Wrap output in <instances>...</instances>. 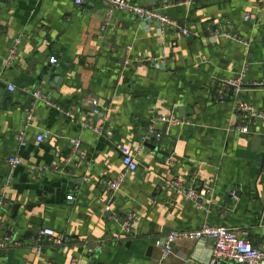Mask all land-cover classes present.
I'll return each mask as SVG.
<instances>
[{
  "label": "crops",
  "instance_id": "1",
  "mask_svg": "<svg viewBox=\"0 0 264 264\" xmlns=\"http://www.w3.org/2000/svg\"><path fill=\"white\" fill-rule=\"evenodd\" d=\"M129 1L159 10L187 34L162 31L123 10L109 15L100 0H0V240L10 234L19 242L0 249V264H70L74 258L79 264H208L205 239L174 242L164 261L154 244L169 231L205 223L233 228L255 246L264 239V120L249 134L234 130L236 100L264 112V5ZM17 37L16 57L6 67ZM51 57L56 70L46 78ZM242 71L245 82L260 85L224 99L229 86L223 82ZM30 91L44 93L54 106L34 104ZM87 95L98 101L97 113L85 110L92 106ZM172 113L185 124L158 122L161 138L142 142L154 118ZM42 132L49 138L36 141ZM22 133L24 146L17 138ZM74 139L80 140L77 153ZM123 146L132 150L137 169L110 196L101 180L124 171ZM15 155L20 163L11 167L6 159ZM176 179L207 187L203 208L169 187ZM125 212L139 217L129 239L121 237ZM40 228L76 241L53 246L45 240L37 253L29 238ZM83 238L108 244L85 257Z\"/></svg>",
  "mask_w": 264,
  "mask_h": 264
},
{
  "label": "built area",
  "instance_id": "2",
  "mask_svg": "<svg viewBox=\"0 0 264 264\" xmlns=\"http://www.w3.org/2000/svg\"><path fill=\"white\" fill-rule=\"evenodd\" d=\"M85 0H74V3L79 5ZM108 9L110 15L115 10H123L128 12L134 17L153 21L160 25L162 31H169L175 28H179L180 32L187 34L184 28L174 19L168 18L162 12L154 8H148L146 6L139 5L129 0H100ZM196 0H185V3L191 5ZM258 6L262 9L264 0H257ZM246 20L250 19V15L244 16ZM216 33V32H215ZM21 42V37H17L12 41L7 56L5 58V66L9 67L14 61L18 45ZM148 60H150L148 58ZM50 62L56 63L57 59L54 57L50 58ZM244 71H242L237 78L229 79L224 82V85L233 86L235 94H239L243 90L245 85H260V83L245 82L243 79ZM14 88L10 86V90ZM33 97L34 104L42 102L47 106H54L52 101L44 94L39 91H30ZM92 106L95 107L94 113L99 111L98 101L95 100L91 95H87ZM234 110L239 115V122L235 124L234 130L240 134H249L250 126L253 125L257 120H264V112L257 109L255 106L246 103L243 100H236L234 103ZM162 123L167 126L182 125L185 124V120L175 114L166 116H157L154 118L147 128L146 132L142 137V142L150 139H160L162 132L156 128V123ZM96 133H101L102 127H92ZM110 134V132H107ZM20 144L24 146L26 144L24 134L18 135ZM49 138V132H42L36 135L35 140L43 142ZM73 152H78L80 147V140H72ZM121 162L123 165V172L115 178H105L101 180L102 187L108 192L110 196L120 188L121 184L126 180L128 173L133 172L137 169V161L132 150L126 146L121 147ZM7 162L11 167L20 163V159L17 155L7 157ZM46 167H41L39 170H46ZM11 177V173L9 175ZM169 187H172L177 193L182 195L186 200L190 201L197 208H203L201 201L207 194V187L202 186L201 188L196 186H190L185 184L181 179H176L170 182ZM67 199H72L71 195L67 196ZM0 205H4L3 196L0 195ZM109 209V206H106ZM262 217L264 219V208L262 211ZM121 218V217H120ZM138 214L134 212H125L124 216L120 220L121 226V237L129 239L134 237L136 234L133 231L134 223H138ZM210 238L213 240L211 248V257L208 264H264V239L258 246L252 244V242L245 236H239L237 231L233 228L226 226H213L210 224H202L196 229L185 230L178 229L172 230L168 233L157 237L154 240L156 246L162 247L161 259L164 261L167 256L171 253V246L176 241L183 240H200ZM30 242L36 248V252L40 253L42 250V243L47 240L53 246H62L74 243L76 239L67 235L64 232H58L52 228H40L35 234L30 236ZM82 254L85 257H92L98 251L108 244L105 239L79 240ZM19 242L15 241L12 235L5 234L0 240V249L7 248L9 246L18 245ZM70 264H79V259L74 258L70 261Z\"/></svg>",
  "mask_w": 264,
  "mask_h": 264
},
{
  "label": "water",
  "instance_id": "3",
  "mask_svg": "<svg viewBox=\"0 0 264 264\" xmlns=\"http://www.w3.org/2000/svg\"><path fill=\"white\" fill-rule=\"evenodd\" d=\"M153 0H151V3H148L149 5L150 4H154V2H152ZM181 28H183L182 26H181ZM174 31H180V29L179 28H175V29H173ZM61 66V65H60ZM43 70L46 72V78H48L49 76H51V75H53L54 73H55V70H56V66L54 65V63L53 64H47V65H45L44 67H43ZM60 78H61V76H57V77H54V83L56 82V83H58L59 81H60ZM44 80H46V79H44ZM48 81V80H47ZM221 82H217L212 88H211V90H210V94L212 95V97H215V96H217V90L219 89V84H220ZM223 84H224V82H223ZM233 92H234V87L233 86H229V91H228V94H224L223 95V97H224V99L225 98H229L232 94H233ZM94 109H95V107L94 106H86V108H85V110H88L89 112H92V113H94ZM96 115H100V114H96ZM254 142H258L257 140L256 141H254ZM159 145V143L157 144V146ZM157 146H155V147H157ZM231 196H236L237 194L234 192H231V194H230ZM205 241L206 242H208V243H210L211 244V248H212V242H213V240L212 239H210V238H205ZM210 253H211V251H210Z\"/></svg>",
  "mask_w": 264,
  "mask_h": 264
}]
</instances>
